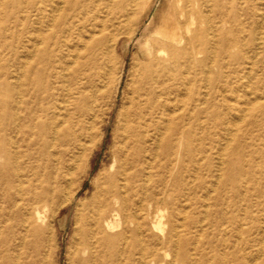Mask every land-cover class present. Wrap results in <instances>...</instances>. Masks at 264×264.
<instances>
[{"label": "bare ground", "instance_id": "1", "mask_svg": "<svg viewBox=\"0 0 264 264\" xmlns=\"http://www.w3.org/2000/svg\"><path fill=\"white\" fill-rule=\"evenodd\" d=\"M137 2L27 0L19 6L15 0L0 1L10 15L24 13L26 42L32 43L26 45L27 58L19 71L22 92L18 85H8V102L1 106L2 264H52L54 217L61 206L75 200L78 179L88 170V157L101 139L102 132L97 137L93 131L95 123L110 109L98 112L92 88L105 77L112 61L109 51H115L122 35L118 30L137 21ZM255 3L256 7L252 0L169 3L152 43L133 54L109 157L90 183L89 196L76 200L66 264H155L160 252L168 260L163 264H226L214 256L224 244L218 237L226 228L230 235L249 234L236 213V194L241 176L254 178L260 171L248 149L252 129L264 125V95L256 96L255 91L242 95L239 114L232 113L236 119L230 124L228 101L237 99L228 100L225 91L233 93L226 78L236 79L242 64L249 69L257 64L248 50L260 48L264 61V0ZM45 10L53 34L44 35L37 27L36 44L30 37L29 17L33 11ZM134 33L131 29L124 35ZM108 37L112 39L109 49L104 44ZM242 46L249 47L244 54ZM227 65L229 76H223L228 88L218 89L212 96V100L218 97L216 104L205 106L210 113L205 125L200 121L203 110L196 108L191 116L193 129L184 127L186 114L176 104L178 90L189 79L199 88L204 78L215 79ZM121 73L122 65L115 88L100 91L101 99L113 100ZM238 124L243 129L236 128ZM204 127L207 132L201 136ZM210 129L221 134L211 135ZM218 136L225 142L216 172L223 175L221 185L233 187L226 196L230 211L220 206L218 193L211 211L199 210L194 217L184 203L187 163L197 165L196 155L205 152L202 141L210 143ZM194 141L196 146L191 148ZM235 159L240 162L238 169ZM59 162L62 173L51 176L48 168ZM203 169L212 172L207 161ZM244 210L246 216L248 208ZM229 258L231 264H254L233 255Z\"/></svg>", "mask_w": 264, "mask_h": 264}, {"label": "rangeland", "instance_id": "2", "mask_svg": "<svg viewBox=\"0 0 264 264\" xmlns=\"http://www.w3.org/2000/svg\"><path fill=\"white\" fill-rule=\"evenodd\" d=\"M15 1L19 3V6H24L27 0ZM172 1L173 0H138L136 7L137 21L132 24L130 23L128 27L124 25L118 30L122 35L116 43L115 51L111 53L109 51V57H112V61L107 65V69H105V77L101 82H96L95 86L92 88L95 89L98 112L100 113L101 109L106 110L108 107H110V109L106 114L97 119L95 123L93 131L97 137H99L102 132L101 139L93 147L88 157V170L83 177L78 179L80 186L75 195V200L61 206L54 217L50 232L52 243L54 244L52 264H66V252L70 246V239L73 234L76 200H83L89 196L92 190L90 183L96 178L97 172L102 168L106 159L109 157L108 150L113 143V138L117 130L120 106L127 95L126 84L129 81V71L132 68L131 62L133 54L139 52L146 44L152 43L153 37L161 27V19L168 10L169 3ZM252 6L256 7L255 0H252ZM14 17L18 20L15 25L13 24ZM50 17L48 10L43 11L41 14H37L33 11L29 17L32 26L30 37H32L36 44H38V36L35 31L37 27H39L38 29H40L44 35L53 34L52 27L49 23ZM23 18L24 13L22 11L15 12L13 16L0 5V115L4 113L1 106L8 102L9 98L7 86L10 84L14 86L18 85L19 91L22 92L23 81L19 76V71L27 58L26 45L32 44L31 40L28 43L26 42L27 38L25 36H27V33L24 24L21 23ZM36 21H38L37 25L35 24ZM131 29H135V33L132 37L125 36V32ZM255 36L257 37V34H255ZM248 40L249 37H247V41ZM111 43L112 39L108 37V40L104 44H106V48L109 49V44ZM248 48L249 47L246 48L242 46L240 52L243 53L246 49L248 50ZM252 50L254 51L252 52ZM260 50V48L248 50L247 55L257 64H255L252 69H249L248 64H242L241 71L236 74V79H232V75L229 76L231 66L227 65V67L219 69L220 74L215 79H212V77L209 79L204 78V82H202L199 88H197L192 80L189 79L186 81L184 86L178 90V95L176 96V104L181 108V112L186 114L185 119H183L184 127L193 129L191 126V116L196 108H201L203 110L200 115V121L205 125L203 120L210 116L205 106H213V102L216 104L218 97L216 100H212V96L218 89L220 91L221 89L228 88L223 75L228 74L227 76L229 77L226 78V82H230L229 86L234 90L231 94L228 90L225 91V95L228 100L229 98L237 99L236 102L228 101L231 114H239L237 110L240 108V102L244 100L242 95L245 93L255 91L256 96L259 94L264 95V61H262L263 58L259 54ZM231 51L237 52V48H231ZM223 62L225 63L224 60L222 63ZM120 65H122V73L115 97L112 101L107 97L101 99L99 97L100 91H108L115 88L114 79L116 73L119 71ZM247 71L249 74H247ZM15 76H18L20 80L18 79V81H15ZM219 95L220 92L217 96ZM214 96H216V94ZM179 113L180 111L178 114ZM232 116L233 118H227L230 124L235 123L234 120L236 117L233 114ZM239 125L240 124H238L236 128L239 127ZM239 129H243L242 125ZM201 130L200 134L204 136L207 129L204 127V130L203 128ZM252 130L253 137L250 140L248 152L251 153L254 158L253 164L256 163L260 165V171H258V174L254 178L245 179L243 178L245 176H241V185H238L236 194L237 197L239 196V200L236 202V213L243 222L241 226L243 228L248 227L250 232L248 235H240L235 232L234 235H230L232 233L226 228V230L222 232L221 239L218 237L219 241L223 240L224 244L219 247L217 254H214L219 263L224 262L226 264H231L229 257L233 255L243 260L246 259V261H254V264H264V125L262 127H254ZM213 132L214 131L210 129L211 135H213ZM214 133L217 135L221 134L219 131ZM224 142L225 140L223 138L221 139L220 136H218V139L216 138L215 141H211V144L203 140L204 155H196L197 165L190 161L187 163V171L184 174L186 180V189L184 192L188 200H185L184 203L189 213L195 212L194 217L198 216L197 212L199 210L203 211L207 209V211H211L214 198L218 193L220 194V206L230 211V208L226 205V196L232 194L233 187H231V183L221 185L219 179L223 177V175L219 176L216 172L221 158L219 155L220 149L224 146ZM190 146L191 148L195 147V141L191 142ZM222 158L226 161L227 157L223 155ZM246 158L247 156H244V159ZM206 161L212 170L210 174L203 169ZM233 165L238 169L240 167V162L235 159ZM62 171L63 168L60 162L58 165H51L48 168V172L51 176L61 174ZM259 192L262 193V196L258 195ZM245 207L248 208V217L247 215L244 216L243 213ZM200 216H202V213ZM159 255L160 260L155 264H163V262L168 261L166 257L163 258L161 252ZM207 256L211 257L210 254H207ZM12 262V264H14V261ZM0 264L2 263L0 262Z\"/></svg>", "mask_w": 264, "mask_h": 264}]
</instances>
